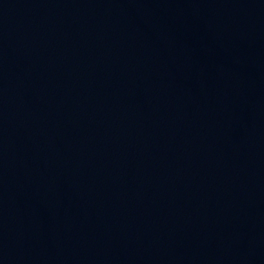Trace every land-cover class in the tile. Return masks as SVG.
Instances as JSON below:
<instances>
[{
	"label": "water",
	"instance_id": "95a60500",
	"mask_svg": "<svg viewBox=\"0 0 264 264\" xmlns=\"http://www.w3.org/2000/svg\"><path fill=\"white\" fill-rule=\"evenodd\" d=\"M0 264H264V0H0Z\"/></svg>",
	"mask_w": 264,
	"mask_h": 264
}]
</instances>
